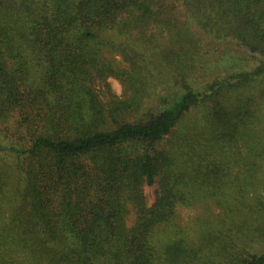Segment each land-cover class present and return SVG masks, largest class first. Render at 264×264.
<instances>
[{"label":"trees","instance_id":"trees-1","mask_svg":"<svg viewBox=\"0 0 264 264\" xmlns=\"http://www.w3.org/2000/svg\"><path fill=\"white\" fill-rule=\"evenodd\" d=\"M12 173L0 264H264V0H0Z\"/></svg>","mask_w":264,"mask_h":264},{"label":"rangeland","instance_id":"rangeland-1","mask_svg":"<svg viewBox=\"0 0 264 264\" xmlns=\"http://www.w3.org/2000/svg\"><path fill=\"white\" fill-rule=\"evenodd\" d=\"M110 83L114 92L120 91V86L115 80L111 79ZM154 188V186L144 188L145 195L149 203L153 200ZM19 190L20 185H18V175L16 173H12L8 184L4 189V194L6 196L4 201H9L8 205H5L0 208L2 210V212H0L1 224L9 221V217L11 216L13 209L16 208ZM210 204L213 205V203ZM211 207L213 209H216L213 206ZM176 212L180 219L179 224L181 229V233H179L178 236L183 238L187 244H192L197 240L198 235L203 230L201 227L204 221H211L208 217V213H206L205 209H202L199 205H178L176 208ZM160 239L161 238H158V240Z\"/></svg>","mask_w":264,"mask_h":264}]
</instances>
